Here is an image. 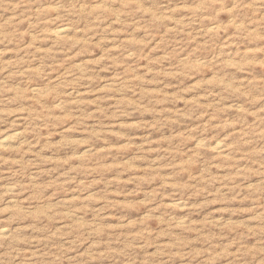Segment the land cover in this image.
I'll return each mask as SVG.
<instances>
[{
    "label": "rangeland",
    "instance_id": "1",
    "mask_svg": "<svg viewBox=\"0 0 264 264\" xmlns=\"http://www.w3.org/2000/svg\"><path fill=\"white\" fill-rule=\"evenodd\" d=\"M0 264H264V0H0Z\"/></svg>",
    "mask_w": 264,
    "mask_h": 264
}]
</instances>
